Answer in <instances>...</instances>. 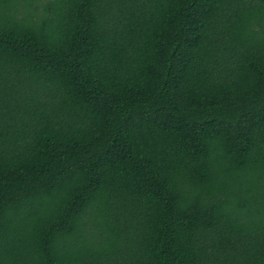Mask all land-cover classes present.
I'll return each mask as SVG.
<instances>
[{"label":"trees","instance_id":"16d2710c","mask_svg":"<svg viewBox=\"0 0 264 264\" xmlns=\"http://www.w3.org/2000/svg\"><path fill=\"white\" fill-rule=\"evenodd\" d=\"M0 264H264V0H0Z\"/></svg>","mask_w":264,"mask_h":264}]
</instances>
